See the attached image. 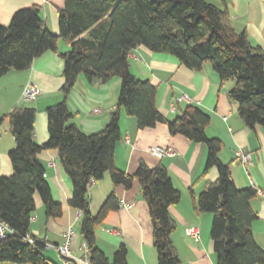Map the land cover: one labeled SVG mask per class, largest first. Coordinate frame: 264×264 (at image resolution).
Returning <instances> with one entry per match:
<instances>
[{"label":"trees","instance_id":"trees-1","mask_svg":"<svg viewBox=\"0 0 264 264\" xmlns=\"http://www.w3.org/2000/svg\"><path fill=\"white\" fill-rule=\"evenodd\" d=\"M227 18L226 11L208 0H66L59 11V35L48 30L39 5L16 11L8 26L0 24V78L28 70L37 58L56 52L59 39L70 45V51L61 55L64 100L46 110L49 140L43 145L35 141V109L15 107L6 116L16 147L9 153L13 174L0 176V222L13 233L0 237V264H47L43 256L47 243L31 239L30 227L37 196L47 220L63 216V206L54 201L39 161L41 152L53 149L59 151L72 183L69 206L82 214L81 235L91 264H128L125 245L112 262L97 246L95 228L121 203L113 191L99 213H91V189L107 174L114 188L130 190L136 181L140 184L150 211L158 264H181L172 240L177 225L169 210L180 203L182 194L167 168L141 163L130 175L116 167L122 109L137 120L139 130L164 124L171 136L207 148L203 176L215 169L218 178L205 187L195 206L199 214L213 217L211 240L217 264H264V250L253 233L258 214L251 202L258 191L237 187L230 166L220 159L222 141L206 133L210 115L188 105L174 121H167L156 106L157 86L130 72L129 55L138 47L170 55L191 71L211 63L222 86L234 83L229 98L245 127L264 129V51L249 42L245 31L236 32ZM81 75L89 83H108L116 77L121 81L109 124L91 135L70 124L68 98Z\"/></svg>","mask_w":264,"mask_h":264},{"label":"crops","instance_id":"crops-1","mask_svg":"<svg viewBox=\"0 0 264 264\" xmlns=\"http://www.w3.org/2000/svg\"><path fill=\"white\" fill-rule=\"evenodd\" d=\"M227 12L228 24L238 33L245 31L249 42L264 51V3L262 0H208ZM66 0H0V24L8 26L13 14L33 5L41 6V17L48 30L59 35V11ZM70 51V45L58 40L57 51H49L37 58L30 69L13 71L0 78V176L9 177L13 167L9 153L15 149L10 121L6 118L15 107L35 109V141L43 145L49 140L46 110L64 100V60L62 54ZM131 74L139 80L150 81L157 86L156 106L169 122L174 121L188 105H195L210 115L206 130L210 138L220 139L223 148L220 159L232 170L238 188H254L257 197L251 202L258 220L253 225L257 244L264 250V129L250 130L239 118L236 104L230 100L229 92L234 83L221 85L211 63L202 70L191 71L179 61L166 54H157L145 47H138L129 55ZM121 81L113 78L108 83H89L84 75L79 76L74 90L68 98L73 114L70 124L87 135L102 131L115 111ZM28 86L39 90L35 101L23 98ZM188 97L192 103L177 102ZM98 111V113H97ZM122 140L115 150L116 167L130 175L135 174L141 163L149 167L164 165L174 186L181 192L179 204L169 210L177 225L172 236L181 264H217V256L211 240L213 217L199 214L196 202L210 182H215L218 173L204 170L208 151L203 144H196L183 136H171L164 124L153 129L139 130L137 120L120 111ZM150 148L172 149L176 155L159 159L149 154ZM251 155L247 165L236 158V152ZM39 161L46 172V180L56 203L63 206V216L47 220L43 203L36 197V211L31 220L30 238L47 243L43 256L47 264H65L59 252L52 247L65 242L64 234L72 230L70 250L73 259L69 264H78L85 255V242L81 235L82 214L69 206L72 183L63 165L59 151L46 150L40 153ZM115 191L120 199V209L108 214L95 228L97 246L112 262L121 245L128 249V264H158L153 245V225L147 203L142 197L140 184L136 181L130 190L114 188L109 174L94 184L91 197V213L96 216L104 202ZM133 204L131 208L122 205ZM198 228L200 241L186 236V229ZM12 264V263H3Z\"/></svg>","mask_w":264,"mask_h":264},{"label":"built area","instance_id":"built-area-1","mask_svg":"<svg viewBox=\"0 0 264 264\" xmlns=\"http://www.w3.org/2000/svg\"><path fill=\"white\" fill-rule=\"evenodd\" d=\"M262 1L264 3V0ZM39 95H40V92L37 88L28 86L24 91L23 98L26 101H35ZM183 101L187 102L188 104L192 103V101L186 96L177 100V102L179 103ZM148 152L150 155L157 157L159 159H162L165 157H173L176 155V153L172 149H163V148H150ZM236 158L239 159L243 165H247L251 161V155L244 153L243 151H237ZM258 193H261V192H258ZM122 206L124 208H131L133 204L122 205ZM12 233H13L12 230L6 224L0 222V237L1 238H5L8 234H12ZM185 233L187 237L195 240L196 242L200 241V232L198 228L193 227V228L186 229ZM72 236H73L72 230L67 231L64 234L65 242L60 246L52 247V248H55L59 252L65 264H69L70 261L73 259L71 250H70V242H71ZM84 253H85L84 257L77 261L78 264H91L90 263V251L86 245L84 247Z\"/></svg>","mask_w":264,"mask_h":264}]
</instances>
